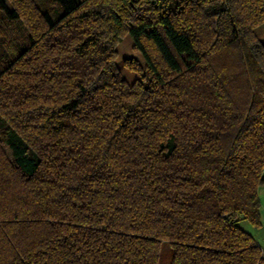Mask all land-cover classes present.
Masks as SVG:
<instances>
[{"label": "trees", "instance_id": "1", "mask_svg": "<svg viewBox=\"0 0 264 264\" xmlns=\"http://www.w3.org/2000/svg\"><path fill=\"white\" fill-rule=\"evenodd\" d=\"M0 14V264H264V0Z\"/></svg>", "mask_w": 264, "mask_h": 264}, {"label": "rangeland", "instance_id": "2", "mask_svg": "<svg viewBox=\"0 0 264 264\" xmlns=\"http://www.w3.org/2000/svg\"><path fill=\"white\" fill-rule=\"evenodd\" d=\"M7 2V1H6ZM7 5L10 7V4L7 2ZM0 14V29L5 32L6 35L3 37L1 43L5 45L13 43L14 47L23 46L24 37L27 35V27L23 21H12L8 22L5 17H1ZM123 56H133L139 58L138 52L133 50L130 46L129 39L123 38L122 42L119 45V59ZM127 77L132 78L133 74L125 73ZM239 225L246 231L252 232V227L250 223L243 219L239 222Z\"/></svg>", "mask_w": 264, "mask_h": 264}, {"label": "crops", "instance_id": "3", "mask_svg": "<svg viewBox=\"0 0 264 264\" xmlns=\"http://www.w3.org/2000/svg\"><path fill=\"white\" fill-rule=\"evenodd\" d=\"M258 197H259V208H258V214H259V222L258 226L252 227V233L255 237L257 243L260 245L262 250H264V186L260 187L258 190Z\"/></svg>", "mask_w": 264, "mask_h": 264}]
</instances>
